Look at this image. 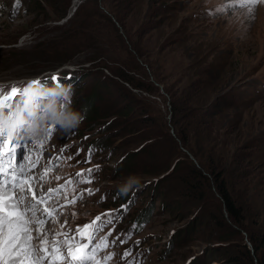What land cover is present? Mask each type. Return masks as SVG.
Segmentation results:
<instances>
[{"label":"rangeland","instance_id":"rangeland-1","mask_svg":"<svg viewBox=\"0 0 264 264\" xmlns=\"http://www.w3.org/2000/svg\"><path fill=\"white\" fill-rule=\"evenodd\" d=\"M75 1L64 15L67 0H0V81L58 72L57 80L43 85H72L71 102L87 111L78 141L94 148L98 191L71 206L65 219L73 226L111 207L131 204L129 216H143L148 224L142 235L148 253L144 264H230L231 257L250 264L243 249L246 243L252 247L248 235L221 227L228 217L214 188L206 189L193 169L208 174L178 142L163 88L151 95L114 74L129 72L148 88L159 87L156 76L165 86L203 81L201 99H213L223 124L235 127L233 135L224 136L228 142L223 150L229 157L237 151L245 179L236 185V194L246 224L264 228V4L257 3L251 15L236 12L243 17L238 29L233 13L210 14L228 0L215 5L207 0H139L135 6L128 1L118 13L123 24L98 0L101 15L95 24L78 27L63 48L62 28L92 0ZM85 6V13L93 12L91 5ZM96 58L100 60L91 61ZM70 72V78L62 76ZM131 105L143 110L136 116L146 124L148 142L131 131L137 126ZM72 132L57 133L54 143L73 140ZM200 144L194 143L198 151ZM192 180L196 192L190 194L184 185ZM124 185H129L126 192L121 190ZM59 224L49 228L60 230Z\"/></svg>","mask_w":264,"mask_h":264},{"label":"snow or ice","instance_id":"snow-or-ice-1","mask_svg":"<svg viewBox=\"0 0 264 264\" xmlns=\"http://www.w3.org/2000/svg\"><path fill=\"white\" fill-rule=\"evenodd\" d=\"M257 3H261V0H228L225 5L217 8L215 13L210 14H234L244 10L251 15L252 9ZM53 80H57V78L53 77ZM26 94L27 89L21 90L16 86H11L10 91L7 92L0 90V112L7 110L9 114H12L13 109L19 106V104H15V98L18 95L25 98ZM54 132L55 126L50 131L49 138ZM5 133L6 139L0 142V264H100V260L97 259L100 253H104L110 246H117V240L120 244H124L131 239L133 234L131 230L123 240H120L119 236L113 239L111 245L108 242L112 235L111 228L104 236L100 235L105 228L114 226V222L120 219L119 216H113L111 211L105 214L104 219L97 216L95 221L82 228L78 226L74 232L64 231L68 221L65 219L62 224H59L58 216L64 214L59 209L75 205L77 199L82 198L85 193L89 196L94 195L93 189H84L80 192L79 197L73 196L71 200H68L65 194V204L63 205L58 201L61 191L65 190L66 192V185L55 190L49 189L47 193L41 192L38 196L34 190L36 178L30 175L27 162L31 152L47 151V149L43 145L37 146L31 143V141L25 143L27 154L24 156L23 162L18 163L17 152L21 146L19 140L22 137L17 134L15 136L9 134L0 121V136H4ZM14 139L17 140L15 144L12 143ZM61 158H56L57 162ZM90 160L91 150L88 160L85 162H90ZM38 163L39 157L32 160L31 168L35 169ZM51 167L52 165L39 177L41 181L47 176V171ZM97 170L99 169L97 168ZM77 175L80 177L76 181L77 184H91L93 170L89 169L86 177L82 173ZM67 184H72V181H67ZM54 198L55 206H51L50 202ZM121 209L127 212L129 207L122 205ZM49 222L54 226L59 224L60 230H57L56 227L46 230V225ZM33 225H35L34 228ZM136 244L139 245L140 241H136ZM114 255L116 254L103 255V264H109ZM129 255H131V250L127 251L122 259ZM128 264H138V261L133 258L128 261Z\"/></svg>","mask_w":264,"mask_h":264},{"label":"trees","instance_id":"trees-1","mask_svg":"<svg viewBox=\"0 0 264 264\" xmlns=\"http://www.w3.org/2000/svg\"><path fill=\"white\" fill-rule=\"evenodd\" d=\"M111 14L114 16L116 21L123 24V19L119 12L122 9H126L125 6L127 2L131 1L135 6L139 0H103ZM71 0H67L65 3V9L63 10L64 15L67 13ZM115 2H117L115 4ZM91 5L93 7L92 13H85V5ZM101 12L98 6V0H92L88 3H83L76 11L72 17L69 25L63 29V42L61 43L63 48L68 45L69 40H73L76 37V30L78 27H83L84 23L95 24V19L100 17ZM84 51V50H79ZM142 56V55H141ZM100 58L92 59L91 61H98ZM107 70L109 67H105ZM119 80L128 83L133 88L137 90H143L148 93L155 94L161 90L162 98L168 103L167 109L170 111L171 115V126L176 134L178 142L181 146L192 155L196 161L197 165L206 172V174L212 177V185L209 183V178L201 173V170H196L197 176L202 178L205 182V188H214L220 199V205L224 210V215L227 216V221L221 224L222 228H226L234 234H240V232H246L248 235V240L253 247L251 249L247 243L243 245V249L248 255L250 264H264V228L260 227H249L246 224L245 211L239 204L238 189L236 190V185H243L242 180L245 179L239 171L238 161L236 159L237 151L234 156L229 157L225 154L223 147L228 142L226 138L234 134V128L232 123L229 125L223 124L222 113L216 110L214 105V100L201 99L202 92L200 87L203 81H189L186 83L179 81L167 82L166 86L162 83V80L156 76V82L159 83V87L148 88L145 84H141L139 80H136L129 72L122 71L120 74H114ZM164 85V87H163ZM167 87V88H166ZM202 90V89H201ZM93 109L92 106H89ZM94 110V109H93ZM131 112L133 118V124H137L131 130L133 133L137 134L138 137L144 139L145 142L151 140V138L146 134V124L142 126V120H139V116H136V112H143L140 106L131 105ZM94 120V119H93ZM85 122V120H84ZM223 124V125H222ZM84 125V123H83ZM149 126V125H148ZM224 127V131L221 127ZM229 127V128H228ZM142 130L143 135L140 136V131ZM221 132H225L222 136ZM167 139L172 141L175 149L177 148V143L170 134L167 135ZM195 141L200 144V151L194 146ZM153 142V141H152ZM147 145V144H146ZM178 150V149H176ZM195 167V165H193ZM247 167H249L247 165ZM194 181H189L184 185V191L187 193H195L196 186ZM237 193V194H236ZM205 201V200H203ZM111 205V204H110ZM230 221V223H229ZM230 264H240L239 261L236 262L234 258H229Z\"/></svg>","mask_w":264,"mask_h":264},{"label":"clouds","instance_id":"clouds-1","mask_svg":"<svg viewBox=\"0 0 264 264\" xmlns=\"http://www.w3.org/2000/svg\"><path fill=\"white\" fill-rule=\"evenodd\" d=\"M210 4H219L222 0H207ZM264 4V0H261ZM237 28L241 27L243 17L234 13ZM245 22V26H246ZM245 37V27L241 39ZM51 93V99L44 103L43 109L37 104V96H46ZM75 91L72 85H30L27 89L25 102L13 109L12 114L7 111L0 112L2 121L7 132L15 136L21 130L25 131L27 138L34 144L42 143L47 137L52 126L59 125L58 134H64L69 130L78 129L86 119L87 111L77 108L71 102ZM31 113V116H29ZM129 185H124L122 191H127Z\"/></svg>","mask_w":264,"mask_h":264},{"label":"water","instance_id":"water-1","mask_svg":"<svg viewBox=\"0 0 264 264\" xmlns=\"http://www.w3.org/2000/svg\"><path fill=\"white\" fill-rule=\"evenodd\" d=\"M74 4H75V5L77 4V0L74 2ZM75 9H76V7L74 8V10H75ZM72 14H73V12H71L69 16H71ZM69 16H68V17H69ZM251 249H253V248L251 247Z\"/></svg>","mask_w":264,"mask_h":264}]
</instances>
